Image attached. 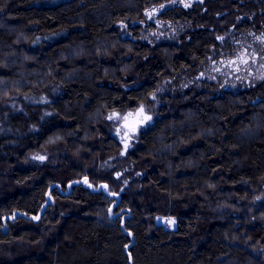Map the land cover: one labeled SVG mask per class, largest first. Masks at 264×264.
I'll return each instance as SVG.
<instances>
[{
	"label": "trees",
	"instance_id": "obj_1",
	"mask_svg": "<svg viewBox=\"0 0 264 264\" xmlns=\"http://www.w3.org/2000/svg\"><path fill=\"white\" fill-rule=\"evenodd\" d=\"M166 1L0 0V264H264V0Z\"/></svg>",
	"mask_w": 264,
	"mask_h": 264
},
{
	"label": "rangeland",
	"instance_id": "obj_2",
	"mask_svg": "<svg viewBox=\"0 0 264 264\" xmlns=\"http://www.w3.org/2000/svg\"><path fill=\"white\" fill-rule=\"evenodd\" d=\"M194 1L196 0H167L163 6L153 8L147 13L143 27L147 26L152 32V35L156 32L159 34L163 31L164 26L158 20V15L167 4L177 2L180 3V5L187 7ZM261 40L264 42V37L261 38ZM258 56V54L253 56L252 54L247 53L238 59L222 62L220 67L223 71L225 70L223 73L235 83H243V81L249 82V78L264 77V59H259ZM157 98L158 97L156 96L152 97V100L154 101L153 103L156 102ZM155 106H157L156 103L153 106L150 105V107L148 105H141L134 110L110 114L108 119L113 128L114 136L122 144L123 155H126V153L130 151L140 133L152 125L157 118L156 110H154ZM141 108H143L142 113L140 112ZM145 117H151V119L146 120ZM170 226L173 227L171 223Z\"/></svg>",
	"mask_w": 264,
	"mask_h": 264
},
{
	"label": "snow or ice",
	"instance_id": "obj_3",
	"mask_svg": "<svg viewBox=\"0 0 264 264\" xmlns=\"http://www.w3.org/2000/svg\"><path fill=\"white\" fill-rule=\"evenodd\" d=\"M187 6V5H186ZM140 112L142 113L143 112V108H141L140 109ZM129 115H131V114H129ZM111 118V117H110ZM145 119L147 120V119H151V117H145ZM38 159H44L43 157H38ZM106 187V186H105ZM170 223H174V221H170Z\"/></svg>",
	"mask_w": 264,
	"mask_h": 264
},
{
	"label": "built area",
	"instance_id": "obj_4",
	"mask_svg": "<svg viewBox=\"0 0 264 264\" xmlns=\"http://www.w3.org/2000/svg\"><path fill=\"white\" fill-rule=\"evenodd\" d=\"M164 225H165L167 228L170 227V221H169V220H165Z\"/></svg>",
	"mask_w": 264,
	"mask_h": 264
},
{
	"label": "water",
	"instance_id": "obj_5",
	"mask_svg": "<svg viewBox=\"0 0 264 264\" xmlns=\"http://www.w3.org/2000/svg\"><path fill=\"white\" fill-rule=\"evenodd\" d=\"M157 224H158V225H162L163 223H162L161 220H158V221H157Z\"/></svg>",
	"mask_w": 264,
	"mask_h": 264
}]
</instances>
